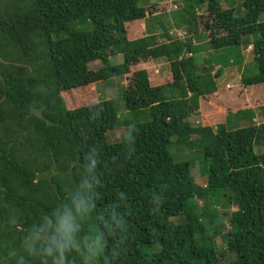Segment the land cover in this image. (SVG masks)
Returning a JSON list of instances; mask_svg holds the SVG:
<instances>
[{
	"label": "trees",
	"instance_id": "obj_1",
	"mask_svg": "<svg viewBox=\"0 0 264 264\" xmlns=\"http://www.w3.org/2000/svg\"><path fill=\"white\" fill-rule=\"evenodd\" d=\"M141 1L0 0V264H57L33 233L77 194L93 207L72 208L79 247L64 264H84L94 232L97 264H264V106L251 102L264 87V0H180L167 12L186 36L145 27L154 4ZM193 34L227 54L252 44L244 89L226 86L224 105L208 99L226 65L199 69L207 44ZM160 59L168 77L156 85ZM114 77L127 79L125 111L85 93ZM170 144L202 150L208 184Z\"/></svg>",
	"mask_w": 264,
	"mask_h": 264
},
{
	"label": "rangeland",
	"instance_id": "obj_2",
	"mask_svg": "<svg viewBox=\"0 0 264 264\" xmlns=\"http://www.w3.org/2000/svg\"><path fill=\"white\" fill-rule=\"evenodd\" d=\"M142 2H144V0H142L140 2V4H142ZM149 3L154 4V7L152 9H149V10H151L152 13L156 12L157 15H152V13H150L149 11L147 12V14L151 18L149 17L145 20V26L147 25L146 27H148V28L151 27L152 29L155 28V30L161 31V28L163 29L164 26L165 27L168 26L169 28H171V30L174 29L173 31L175 33L172 34V36H175L177 33L180 34L178 31H185V33H186L185 36L188 34L186 32V29H184V28L182 29V27L179 28L178 30L171 27V26H174V20L175 19H173L172 14L170 15V13L167 12L168 10H175L177 7H179V5H181L180 0H150L147 4H149ZM147 4H146V8H149L150 6ZM203 8H205V5H202V9ZM163 10H164V12H162ZM263 18H264V14H263ZM136 25H138V23H136V21H135V26ZM161 26H163V27H161ZM82 28H84V27H82ZM87 28L88 27H86V29ZM193 38L195 39L197 44H200V43H201V45L207 44L204 46V49L200 53L201 58L197 63L199 69H201L202 66L206 65V63H204L206 58L208 59V61H210L214 65L219 66L222 64V65L227 66V67L225 66V68H223V70L221 71V75L219 74L220 72L213 70V72L215 73V77H218L219 83L217 85L219 88V92L213 98L209 97V99H208L209 102L213 105V107L224 105L227 102V94H226L227 92H225V89L228 88V87H226L225 84H228L227 86H229L230 88L235 87V88H240L242 90L244 89V88H242L243 86L241 85L240 80H241V76H242V73L244 72L245 67L247 65L250 66V64L252 63V60H253L252 44L250 43L249 45L234 46L233 48H230V50H233L232 52H234V53L227 54L229 48H227L225 51H222V49H220V50L211 49L209 44L206 43V35L205 34H200V35L193 34ZM237 52L241 53V55H242L243 59H242L241 64H239V59H238L239 55ZM228 55H230V56H228ZM117 58H119V57H114V58L112 57L111 61L113 63H117L114 60ZM228 60L230 63L228 62ZM119 61H121V58L119 59ZM159 61H163V62H161V64H157L158 66L160 65L159 66L160 71L163 70L164 72H166V70H167L166 60L161 59ZM231 61H232V63H231ZM125 84H127V79H125V77L124 78L123 77H121V78L120 77H114V78H111L109 80H106V79L100 80L94 85L95 89L92 92H90V90H87L88 92H85V93L86 94L89 93V95L91 93L94 96H98V99H101V98L114 99L117 109H119V111H125L124 104L122 103L123 99L121 97V92L123 91V85H125ZM258 91L260 93H262L261 96L260 97H252L251 102L253 104H257V105L263 104V106H264V87L259 88ZM64 96H65V99L68 100V98H70L69 92H66L64 94ZM232 102H230V103H232ZM235 104H236V101L233 102L230 106H233ZM238 104H240V103H238ZM230 108H232V107H230ZM204 111L205 110L202 109V112H204ZM198 120H200L198 115H195V116L192 115L190 117L191 124H198V123H196ZM126 130H127V126H126ZM112 131H113V134L115 137L121 136L125 132V130L119 131V127L112 130ZM108 138L111 139L110 141H112V137H108ZM179 147L180 146L174 145V144H170V146H169V150L172 153L174 159L176 161H179V160L187 159L189 156H192V158H188V159L193 160V169H192L191 173L193 175L195 183L201 184V185L208 184L209 182H207V178L204 175H201V172H200L201 167L199 164V158L202 156V150L195 149L192 152H189L185 148H179ZM262 150H264V140H263L262 144H260L258 146L256 145V147H255L256 152H261ZM188 186H189V184H188ZM199 203L202 205L203 208L207 206L204 201H199ZM234 209H235L234 207L231 208V210H234ZM226 226L229 227L228 222H226ZM218 242H219V239H218Z\"/></svg>",
	"mask_w": 264,
	"mask_h": 264
},
{
	"label": "clouds",
	"instance_id": "obj_3",
	"mask_svg": "<svg viewBox=\"0 0 264 264\" xmlns=\"http://www.w3.org/2000/svg\"><path fill=\"white\" fill-rule=\"evenodd\" d=\"M182 35L181 32H179ZM184 34V33H183ZM96 161L91 160L88 167L95 165ZM93 205L86 199L85 196L77 194L72 199V208L77 213H87ZM72 208H55L53 210L54 220H47L46 225L34 230V241L43 247V252L51 255L54 251L60 254L57 264H64L63 252L69 244H73V234L75 232L74 215ZM51 235L49 236V231ZM45 237H48L45 240ZM74 247H79L73 244ZM104 242L99 233H92L83 251L84 264H97L104 256Z\"/></svg>",
	"mask_w": 264,
	"mask_h": 264
},
{
	"label": "crops",
	"instance_id": "obj_4",
	"mask_svg": "<svg viewBox=\"0 0 264 264\" xmlns=\"http://www.w3.org/2000/svg\"><path fill=\"white\" fill-rule=\"evenodd\" d=\"M146 27V26H145ZM242 52V51H241ZM161 60V59H160ZM161 62H163V61H159V60H157V61H155V62H153V65H154V67H156L155 69H156V78H155V84L157 85V84H159L162 80H164V79H166L167 77H168V72H164L163 70H161L160 71V68H159V66L157 65V64H161ZM167 63V62H166ZM164 68V67H163ZM167 68V67H166ZM220 75H221V73H219ZM219 75V76H220ZM162 79V80H161ZM216 83L218 84L219 82H218V77H216ZM159 80H161V81H159ZM226 86L228 85V84H225ZM212 110V109H211Z\"/></svg>",
	"mask_w": 264,
	"mask_h": 264
}]
</instances>
